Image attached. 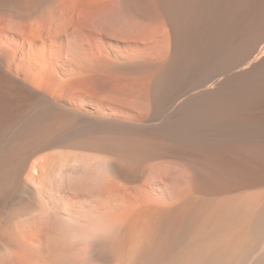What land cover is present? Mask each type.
<instances>
[{
  "label": "bare ground",
  "instance_id": "obj_1",
  "mask_svg": "<svg viewBox=\"0 0 264 264\" xmlns=\"http://www.w3.org/2000/svg\"><path fill=\"white\" fill-rule=\"evenodd\" d=\"M0 250L264 264V0H0Z\"/></svg>",
  "mask_w": 264,
  "mask_h": 264
},
{
  "label": "rangeland",
  "instance_id": "obj_2",
  "mask_svg": "<svg viewBox=\"0 0 264 264\" xmlns=\"http://www.w3.org/2000/svg\"><path fill=\"white\" fill-rule=\"evenodd\" d=\"M160 191L158 190V192H156V194L158 195V197L160 196L159 198L162 199V197H163V195H165V193H163L162 190H160ZM157 195H156V197H157ZM158 197H157V199H159ZM5 256H7V257L5 258ZM8 259H9V256L6 255V253L4 254V252L0 250V264H5L8 261Z\"/></svg>",
  "mask_w": 264,
  "mask_h": 264
}]
</instances>
